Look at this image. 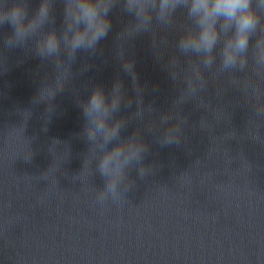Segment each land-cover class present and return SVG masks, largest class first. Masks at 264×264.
Masks as SVG:
<instances>
[{"label":"clouds","instance_id":"obj_1","mask_svg":"<svg viewBox=\"0 0 264 264\" xmlns=\"http://www.w3.org/2000/svg\"><path fill=\"white\" fill-rule=\"evenodd\" d=\"M64 3L65 19H71L76 25L70 39L65 41L73 53L80 49H92L107 36L111 28L109 12L114 0H64ZM124 3L125 10L143 24L151 23L153 17L159 21L169 20L178 9H184L196 30L181 38V50L203 53L208 57L205 63L211 64L212 54L219 46L225 68L234 67L239 57L248 52L251 38L258 30H264V0H124ZM50 12L51 0H41L31 17L26 0H0V28L5 25L11 28L5 43L13 47L27 38L47 21ZM60 46L61 37L52 31L39 42L38 49L41 55L53 56ZM254 47L259 58L264 60V41L258 40ZM123 70L137 83L131 61L124 63ZM42 90L38 91L37 97L42 95ZM54 95L52 93L46 99L54 98ZM121 100L122 82L117 78L112 85L111 97L102 86H97L87 101L80 105L86 121L82 134L89 140H94L97 134H102L104 138V145L101 146L103 155L99 157L96 168L105 179L104 187L97 193L101 203L110 197L113 200L119 198L120 186L127 180L126 170L133 164H139L147 151L142 139L133 137L126 141L119 140L121 121L109 125V117L119 110ZM261 112L264 113V109ZM169 119L168 115H163L161 123L167 124ZM179 127L178 122L164 128L159 142L162 145L178 142L179 137L176 140L172 137ZM113 141L117 142L108 149L106 145ZM144 170L141 166L139 173L142 175Z\"/></svg>","mask_w":264,"mask_h":264}]
</instances>
